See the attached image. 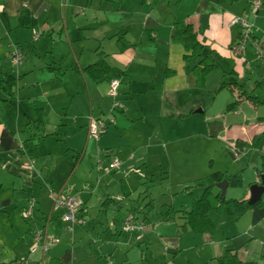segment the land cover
<instances>
[{"label":"crops","instance_id":"0c3cea01","mask_svg":"<svg viewBox=\"0 0 264 264\" xmlns=\"http://www.w3.org/2000/svg\"><path fill=\"white\" fill-rule=\"evenodd\" d=\"M256 1L0 0V264H214L226 251L235 252L241 264H264V219L252 225L251 211L240 218L210 212L214 228L208 233L182 227L184 213L201 197L206 180L199 184L200 166L180 151L204 149L211 132L205 131V121L215 118L220 122L218 131L213 129L216 138L234 157L264 155V146L260 153L245 148L238 154L233 148L235 140L250 141L262 130L255 121L264 111L243 101L231 113L241 117L237 124L227 125L216 113L200 119L198 101L206 93L185 102L177 96L194 88L191 71L200 58L184 59L189 54L172 41L175 23L189 25L206 47L201 57L214 51L232 59L236 80L249 89L264 81V0L253 12ZM24 9L35 21L32 29L18 26ZM234 17L245 19L252 39L239 57H233L240 33V26L231 24ZM14 49L22 54L19 65L10 59ZM99 60L110 74L94 81L81 72ZM9 79L15 84L4 89ZM112 80L119 83L114 97L108 95ZM205 88L213 96V88ZM106 115L111 118L103 119ZM89 117L113 121L97 141L88 137ZM174 132L179 136L172 138ZM188 138L199 139L190 143ZM71 153L66 182L56 186L54 158ZM86 155L97 156L91 171L106 175L99 181L94 176L96 183L113 180L120 188L114 184L112 193L108 189L105 196L94 198L91 216L95 193L83 188L77 192L76 187L69 190L74 192L64 190L72 187ZM135 159L137 166L132 164ZM29 160L32 171L23 166ZM114 160L118 167L104 172ZM127 164L137 178L136 188L122 172ZM180 175L184 177L172 182ZM254 176L250 183L259 184L262 175L255 170ZM163 179L176 183L179 190L168 189L161 194L166 201L155 203L153 188ZM184 180L196 187L182 186ZM121 183L130 192L128 198L123 197ZM248 189L232 191V199H249ZM51 192L77 196L83 203L77 216L84 223L88 219L87 228L76 226L68 234L62 210L49 198ZM262 198L264 204V194ZM31 200L34 209L26 219L23 213ZM148 202L152 210L144 222L143 206ZM136 208L145 228L125 233L121 220ZM169 208L179 212L164 221ZM36 231L55 241L44 253L40 247L30 253Z\"/></svg>","mask_w":264,"mask_h":264},{"label":"trees","instance_id":"16d2710c","mask_svg":"<svg viewBox=\"0 0 264 264\" xmlns=\"http://www.w3.org/2000/svg\"><path fill=\"white\" fill-rule=\"evenodd\" d=\"M35 25V21L27 10L24 9L19 13V27L32 29ZM173 27L172 41L180 44L185 52L189 54L183 58L186 59L189 56L200 58L191 71L196 81L194 88L179 93L177 95L178 100L185 102L187 99L189 100L191 97L201 93L207 81L208 73L215 71L220 75L221 81H219L214 91L217 93L218 91L227 89L233 95L234 100L226 106L228 112H234L243 101L249 102L256 108L264 107V81L254 82L250 85L249 89H246L245 85L236 80L232 59L223 58L214 51H208L205 56L201 57L202 53L206 51V47L197 39V34L193 32L192 28L189 25H185L183 22H177ZM81 72L87 74L92 80L98 81L110 74L111 70L103 60H99L95 64L82 69ZM224 78H234V80L223 81L222 79ZM14 84L15 81L9 79L5 81L3 88L6 89V87H8L10 89ZM183 96L186 98L184 99ZM255 122L261 125L262 130L255 134L250 141H235L233 146L235 152L239 153L245 148L257 151L258 153L261 152L264 146V117L257 118ZM262 168L264 169V163H262ZM263 169L260 171L257 170L259 176L264 173ZM209 177L213 183H220L226 180L228 187L241 185L240 175L228 178L217 172L212 173ZM211 187H213V185L206 187L201 197L192 201L190 211L184 213L185 224L182 227L188 226L192 232L196 234L211 232L214 227L208 218L210 212L229 218H240L248 211H251V223L254 226L264 219V204L262 198L253 205H249L247 202L248 200H225V198L221 197L220 193L213 194L211 192ZM121 191L124 198L130 196V192L124 183H121ZM143 209L146 210L142 219L145 222L147 221L146 217L148 213L152 210L150 202L146 203ZM137 210L138 208L130 211L134 215L136 213L135 216H137ZM178 212L179 211L169 208L163 215V220L172 219ZM213 262L214 264H241L236 253L232 251H226L222 256L214 259Z\"/></svg>","mask_w":264,"mask_h":264},{"label":"rangeland","instance_id":"374dc122","mask_svg":"<svg viewBox=\"0 0 264 264\" xmlns=\"http://www.w3.org/2000/svg\"><path fill=\"white\" fill-rule=\"evenodd\" d=\"M210 75H211V77H210ZM207 77H208L207 81H209L208 79L210 77L209 83L206 81L204 89L201 91V93L195 95V96H200L201 94L206 93L205 95L200 96V99L202 101H198L201 104L202 108L200 107L197 110H201L203 112L200 119L204 118L205 113L207 114V116H209L211 113H216L217 115L221 116V118L224 120V122L227 125L238 122L241 117L240 116L239 117L232 116L231 113H233V112H228L226 110V106L234 100L232 93L227 89L218 91L217 93L214 91L215 88L217 87V84L219 83L218 81H215V79L219 78L221 81L220 75L218 73H216L215 71H213V72L208 73ZM224 79H222V80L224 81ZM216 82H218V83H216ZM206 86L208 88H213V90H212L213 96H210V93L205 88ZM183 98L185 99L186 97L183 96ZM192 98L193 97H191L189 100H191ZM259 111H264V107H259ZM250 113H248V115H250ZM105 118H111V117L106 115L105 117H103V119H105ZM207 118H209V117H207ZM204 119L206 120V118H204ZM107 120H110V119H107ZM205 123H206L205 131L207 129V132L208 131H211V132L208 135H206V137H205L206 140L204 137H201V141L205 140V142H206V144L204 145V149H190V150H187L184 152L180 151L181 152L180 154L183 157L187 156L188 158H190V161L195 162L196 165L200 166V169L203 173V175H201V176H202V178H205V179L201 178L199 184H203L204 182H202V181L206 180V183L202 186V192L206 187H210L211 185H213V187H211V192L213 194L220 193V190L215 186L217 183H213L209 177L212 173L218 172V173L223 174L224 176H226L228 178L233 177L235 175H240L241 185L236 186V187L230 186L226 190L225 200H229V199L234 198V197H231L232 191L234 193H241L243 190L248 189L251 185H253L252 183H250V181L255 178V176H254L255 170L260 171L261 169H263L262 163H264V155L259 154L258 156H255L256 154L254 155V153H253L252 156H251V154L250 155L248 154V155L243 156V157H239L240 155L238 157H234L233 152L226 145V143L220 142L216 138L215 132L218 131L219 126H220L219 125L220 122L218 123V120L215 118H211V119L209 118V120L207 119L205 121ZM213 129L215 130V132L213 131ZM210 134H213V135L211 136ZM181 135H183L185 137V134H181ZM177 136H179V135H177V133L174 132L172 138H176ZM194 139H199V138H188L190 143H194ZM93 141H95V140H93ZM235 141H237V140H235ZM238 141H239V139H238ZM75 150H76V152H78V150H80L79 146H76ZM236 153H238V152H236ZM72 154L73 153H71V155L68 154L67 157H65V158H61V156H58V158H54V164H56V166H55V170L53 173V176H54L53 179H54L56 186H61L62 183L64 185V183L66 182V180L64 181V176L66 175L65 169L67 167L70 168L72 165V160H73L72 156H74V154L73 155ZM233 158H235V159H233ZM96 159H97V156H95V155H90V156L86 155L85 157H83V159L80 163V167L78 169V173L76 174L75 179H73L71 182V184H73L72 187L67 185L64 189L65 191H68V192H74V190H71V191H69V190H70V188L76 187L75 190L77 192H80L81 189L83 188L86 191L92 192V194L95 193L94 197L92 198L93 205L90 207L92 210H90V212H88V213H90V216L92 215L91 211H93V209L95 208L93 206H95L96 201H97V200H94V198H101V197L105 196L106 190H108V189H110L111 190L110 193H112V191L114 190V184H116L115 189L120 191L118 184L114 183L112 179H111L112 181H105L103 179L102 182L96 183L97 179L93 178L94 176L99 177L98 181L100 180V177L104 178L106 176V175H103L104 174L103 172H101L98 175L94 171H91V170H93L92 165L94 164ZM132 162H133L132 164H134V165L136 164L135 166H137L139 164L138 161H136V159H135V161H132ZM33 166L34 165L32 164V166L29 167V169H27V170L32 171L34 169ZM129 169H130V165L127 164L126 169H124L122 172H123V174H126L128 180H129V182H128L126 179L128 185L132 188H136V186L138 185V182L136 181L137 178L133 174V172L132 173L130 172L131 170L129 171ZM90 171H91V173H90ZM262 175H264V173ZM183 177H184L183 175H180L177 179H174L175 181H172V182H177L176 180H181ZM207 180H208V182H207ZM139 182L141 183V181H139ZM191 183H192V181L184 180L182 183V186H189ZM86 184H89V187H86ZM97 185H99V186H97ZM171 185H170V180H167V179L158 180L157 184L155 182V187L153 188L155 203L156 202L158 203L161 201H163V202L166 201V200L162 199L161 194L168 191V189H172L174 192L177 191L175 189L179 190L176 183L174 186H173V184H171ZM195 187H196V185L194 186V182H193L191 187H190V190H191V188H195ZM248 193H249V189H248ZM179 194H181V192H179ZM181 199L182 198H179L176 200L180 201ZM246 200H248V199H246ZM215 214H217V213H215ZM87 221H88V219H86V221L84 223V226H86V228H87ZM259 246H260V244H259Z\"/></svg>","mask_w":264,"mask_h":264},{"label":"built area","instance_id":"2783aa9c","mask_svg":"<svg viewBox=\"0 0 264 264\" xmlns=\"http://www.w3.org/2000/svg\"><path fill=\"white\" fill-rule=\"evenodd\" d=\"M261 6V1L258 0L252 4L253 12H256ZM232 25L240 26L239 40L236 45L233 47V57H239L247 42L251 39V34L247 28V22L244 18L234 17L231 20ZM38 35L34 36L36 39ZM10 59L13 64L19 65L22 62V54L18 50H13L10 53ZM118 81L112 80L109 83L108 95L116 96ZM112 120H95L92 117H89L88 120V137L89 139L97 141L107 130V126L112 124ZM23 166L25 168L31 167V160L24 162ZM97 167L100 170V161L97 160ZM118 167V162L113 161L108 165L107 168H104L103 171L108 173L111 170H114ZM49 198L52 201L54 207L60 208L62 210V221L66 224V231L68 234L72 233L76 226L80 227L84 224V220L81 217H78L77 214L81 209L83 203L75 195L63 194V193H53L49 194ZM35 201L31 200L29 203L28 209L23 213V217L26 219L31 218L32 211L34 209ZM144 225L142 222L138 221V218L132 214L127 213L121 220V230L125 233L140 232L144 230ZM55 241L48 239L46 236L36 231L33 233V245L30 248V253H34L36 248L40 247L42 252H46L49 245H52ZM27 264V263H24Z\"/></svg>","mask_w":264,"mask_h":264},{"label":"water","instance_id":"95a60500","mask_svg":"<svg viewBox=\"0 0 264 264\" xmlns=\"http://www.w3.org/2000/svg\"><path fill=\"white\" fill-rule=\"evenodd\" d=\"M201 110H197L196 113H201ZM220 190V195L222 198H225V192L228 187V183L226 180L221 181L215 185ZM249 199L248 204L253 205L259 202L264 194V176L262 175L260 178L259 184H253L249 187Z\"/></svg>","mask_w":264,"mask_h":264}]
</instances>
